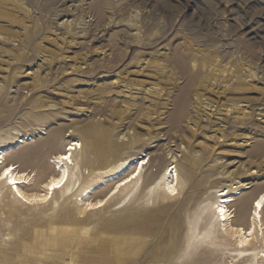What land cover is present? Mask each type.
<instances>
[{"label":"rangeland","instance_id":"rangeland-1","mask_svg":"<svg viewBox=\"0 0 264 264\" xmlns=\"http://www.w3.org/2000/svg\"><path fill=\"white\" fill-rule=\"evenodd\" d=\"M60 131L93 174L134 155L145 177L83 219L68 192L0 201V264H264L252 257L264 211L242 251L209 210L212 190L239 189L231 208L247 228L264 194V0H0V140L37 135L14 160L45 181ZM169 164L173 195L146 180Z\"/></svg>","mask_w":264,"mask_h":264},{"label":"bare ground","instance_id":"bare-ground-1","mask_svg":"<svg viewBox=\"0 0 264 264\" xmlns=\"http://www.w3.org/2000/svg\"><path fill=\"white\" fill-rule=\"evenodd\" d=\"M61 131L52 134L47 143H57L64 139ZM37 138L38 136L33 135V133H26L15 138L7 137L9 142H5L4 139L0 140V198L2 196L0 201L11 205L21 203L38 205L52 203L57 193L64 194V192H68L71 196H75L76 204L79 206L76 219H83L87 212L107 207L110 202L120 198L125 191L130 192L145 177V166L148 165L149 160L146 161V157L134 155L121 160H112L106 168L93 174V170L89 166L95 162H92V159L87 156L82 157L80 160L75 156L78 151L83 149V143L79 139H64L65 143L61 150L52 157L50 162L45 160L43 164L46 169L53 172L52 175L45 181L39 178L36 179L35 172L23 169L22 164L24 165V163L15 161L14 157L19 159L20 156H24L23 147L35 142ZM120 144L114 139L109 141L111 150L117 149ZM44 152L41 147H38L35 150L33 149L29 156L32 154V160L33 157H39ZM87 174L92 177L91 183L78 192ZM74 178L75 180H73ZM146 180L150 182L151 187H161L163 191L173 195L177 193L179 173L176 166L169 164L163 171L150 175ZM238 190L224 187L211 191V196L216 198L209 206L213 219L211 224H218L222 234H235L238 247L242 251H249L253 240H259L260 237V233H257V231L258 226L262 224L264 194L259 195L253 201L252 213L249 219L248 208L245 209L246 220L249 225L246 228L236 223V215H234L231 208L232 203L243 196V193L238 192ZM125 200L126 198L121 199L122 202ZM243 200L247 205L250 202L249 197H243ZM0 208L3 209L2 206ZM1 213L3 212H0V216ZM197 215H194L193 220L190 222V236H193L194 239H199L200 236L197 233V227L202 218V213ZM261 231V236L264 237L263 228H261ZM210 253L213 255L212 250H210ZM259 255L264 258V250L252 254V257L256 256L258 258Z\"/></svg>","mask_w":264,"mask_h":264}]
</instances>
